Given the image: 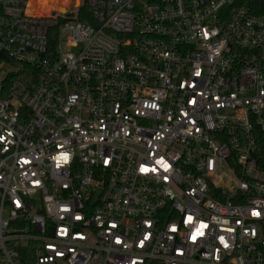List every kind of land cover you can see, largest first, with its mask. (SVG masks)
Segmentation results:
<instances>
[{
  "label": "built area",
  "instance_id": "built-area-1",
  "mask_svg": "<svg viewBox=\"0 0 264 264\" xmlns=\"http://www.w3.org/2000/svg\"><path fill=\"white\" fill-rule=\"evenodd\" d=\"M253 1L0 0V264H264Z\"/></svg>",
  "mask_w": 264,
  "mask_h": 264
},
{
  "label": "rangeland",
  "instance_id": "rangeland-1",
  "mask_svg": "<svg viewBox=\"0 0 264 264\" xmlns=\"http://www.w3.org/2000/svg\"><path fill=\"white\" fill-rule=\"evenodd\" d=\"M35 2L40 3L42 8L44 9V11L47 13V10H50L52 7H57L59 9H63V4H66L67 0H35ZM76 2H77V4L79 3L78 0H76ZM36 5H37V3H36ZM9 69H10V66H8L7 72L9 71ZM35 202H36V206H38V207L41 206V200L40 199L36 200ZM9 244L10 243L8 242L7 245L9 246ZM13 247L15 250L23 249L25 251V253L27 254V256L31 260L34 259L33 254H32V250L26 241L19 240V241L15 242V245Z\"/></svg>",
  "mask_w": 264,
  "mask_h": 264
},
{
  "label": "trees",
  "instance_id": "trees-1",
  "mask_svg": "<svg viewBox=\"0 0 264 264\" xmlns=\"http://www.w3.org/2000/svg\"><path fill=\"white\" fill-rule=\"evenodd\" d=\"M254 7H256V9H258L259 11H263L264 10V0H254L253 3ZM257 4L259 5L257 7ZM78 20H82V21H91V16L90 13L86 7L85 4H83L78 12ZM12 78L14 79H23L22 75L18 72H14L11 74Z\"/></svg>",
  "mask_w": 264,
  "mask_h": 264
},
{
  "label": "bare ground",
  "instance_id": "bare-ground-1",
  "mask_svg": "<svg viewBox=\"0 0 264 264\" xmlns=\"http://www.w3.org/2000/svg\"><path fill=\"white\" fill-rule=\"evenodd\" d=\"M35 3H37L38 5H36ZM31 7V11L33 13H37V14H45L46 12L44 11V9L42 8L41 4L38 2H35V0H32V3L30 5Z\"/></svg>",
  "mask_w": 264,
  "mask_h": 264
}]
</instances>
